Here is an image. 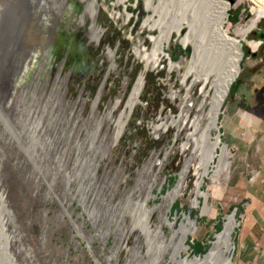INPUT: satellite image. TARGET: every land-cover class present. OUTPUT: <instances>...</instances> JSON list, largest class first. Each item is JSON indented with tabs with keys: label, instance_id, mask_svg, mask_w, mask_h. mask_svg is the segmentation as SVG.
Masks as SVG:
<instances>
[{
	"label": "rangeland",
	"instance_id": "obj_1",
	"mask_svg": "<svg viewBox=\"0 0 264 264\" xmlns=\"http://www.w3.org/2000/svg\"><path fill=\"white\" fill-rule=\"evenodd\" d=\"M92 1L110 11L90 9ZM118 1L0 0V9L9 5L23 11L13 44L16 64L22 68L19 81L11 96L7 89L0 90V187L10 213L9 258L14 264H173L168 224L177 229L189 214L197 222L194 237L187 240L189 258L206 253L224 217L234 212L239 223L232 234L235 250L251 193L259 183L261 162L254 135L264 116V19L258 16L264 0L230 4L225 32L232 37L245 24L248 31L239 38L240 73L218 121L229 169L216 181L211 173L201 185L191 151H182L187 131L179 132L173 124L193 81L191 76L183 81L191 60L179 45L185 29L183 36L172 33L164 41L163 61L145 74L138 101L120 139L113 142L115 124L144 69L133 51L137 40L149 51L159 35L141 29L147 18L155 17L147 0H127L125 11L122 5L113 10ZM152 5H157L155 0ZM111 12L121 17L113 21ZM69 25L84 32L94 49L83 76L72 68L62 71L65 62L50 68L44 54L49 27ZM191 96L196 104L202 101L199 85L191 88ZM255 113L260 123L251 122L258 120ZM17 131L25 137H18ZM29 135L34 138L33 158L26 153H31ZM184 171L183 192L172 202L168 193ZM198 192L203 197L194 209ZM204 205L210 211L202 217Z\"/></svg>",
	"mask_w": 264,
	"mask_h": 264
},
{
	"label": "bare ground",
	"instance_id": "obj_2",
	"mask_svg": "<svg viewBox=\"0 0 264 264\" xmlns=\"http://www.w3.org/2000/svg\"><path fill=\"white\" fill-rule=\"evenodd\" d=\"M126 1L119 0L112 5V9L114 10L116 6L122 5L125 11ZM155 1L157 5L153 6L152 2L154 0H147L155 17L147 18L141 29L154 30L159 35L151 41L152 48L149 51H144L143 48L145 46L140 40H137L138 42L133 51L143 62L144 69L133 87L124 112L115 124L113 142L117 143L120 139L123 128L129 119L128 117L138 101L145 74L150 70L156 69L163 61L165 52L164 41H168L172 33L179 34L185 29L187 32L180 35L183 36L185 34L180 42L183 46L192 45L193 51L189 57L191 59L190 66L183 77V81L185 82L190 76L193 77V81L187 87L185 104L181 109L178 120L173 124L178 128L179 132L185 129L187 131L186 143L182 146V151H191V161L196 162L193 167L199 185H201L204 177L209 176L211 173L216 181L225 170L229 169L226 165V162L229 161L228 149L221 143L220 136L217 134L219 131V115L229 89L240 73L243 51L239 38L248 31V28L245 24V26L235 29L232 37L225 32L224 25L226 24L230 4L221 0ZM89 7L90 9L94 7L96 10L103 8L110 11L109 6L104 3L97 4L95 1H92ZM132 7L134 8V6ZM167 8L169 9L167 10ZM170 16L171 19L168 20ZM258 16L264 19V9H259ZM120 17L118 14L110 13V18L113 21L118 20ZM128 17L126 15L127 19ZM103 85L98 91L96 101L101 96ZM196 85H199V95L202 98L199 104L193 102V97L191 96V88ZM1 89H7L9 92L5 78L1 79ZM6 102L9 103L7 100ZM193 111L194 114L192 115ZM17 132L18 137L23 138L26 135L23 131ZM155 132H159V128L155 129ZM29 138L31 140L28 142V150L31 152L34 147V138L30 135ZM26 153L30 158H33L32 152L28 153L26 151ZM185 178L186 174L184 171L175 187L168 193V199L172 202L183 192ZM201 197H203V194L198 192L196 199H193L192 207L194 209L198 208V199ZM136 206L141 211H145L143 204ZM209 211L210 208L204 205L200 216L205 217ZM9 218L10 213L6 206L4 193L0 187V254L2 258H5V264H14L13 260L9 258V242L11 240L7 232ZM238 225L235 212L225 216L221 231L215 234L214 239L209 243L206 253L189 258L187 255L190 248L187 245V240L195 235L196 220H193L190 214L185 215L184 220L177 229H174L173 224L169 223L168 226L171 228L172 237L168 246H171L173 251L172 263L232 264L231 254L234 250L232 234Z\"/></svg>",
	"mask_w": 264,
	"mask_h": 264
},
{
	"label": "crops",
	"instance_id": "obj_3",
	"mask_svg": "<svg viewBox=\"0 0 264 264\" xmlns=\"http://www.w3.org/2000/svg\"><path fill=\"white\" fill-rule=\"evenodd\" d=\"M261 86L262 83L257 86L258 90ZM254 116L255 120H258L253 119L251 122L260 123L259 114L255 113ZM261 119L262 125L258 132L255 125L252 128L257 132L254 139L261 162L257 170L259 183L253 188L241 228L236 235L232 264H264V116Z\"/></svg>",
	"mask_w": 264,
	"mask_h": 264
},
{
	"label": "flooded vegetation",
	"instance_id": "obj_4",
	"mask_svg": "<svg viewBox=\"0 0 264 264\" xmlns=\"http://www.w3.org/2000/svg\"><path fill=\"white\" fill-rule=\"evenodd\" d=\"M49 28L50 43L44 54L49 60L50 68H56L65 62L67 69L72 68L77 75L83 76V70L90 67L86 60L94 50L88 45L89 42L86 43L84 32L74 30L71 25L63 29L60 26H50Z\"/></svg>",
	"mask_w": 264,
	"mask_h": 264
},
{
	"label": "water",
	"instance_id": "obj_5",
	"mask_svg": "<svg viewBox=\"0 0 264 264\" xmlns=\"http://www.w3.org/2000/svg\"><path fill=\"white\" fill-rule=\"evenodd\" d=\"M232 0H229L231 4ZM22 9L19 7H9V5L0 9V86L1 79L5 78V83L9 89V96L13 95L22 68L16 64V57L14 55L13 44L17 43V37L19 33L18 17L22 13ZM177 34V37L182 35ZM179 45L184 49L186 56L190 57L193 51L192 47L188 45H182L179 41ZM67 70L66 63L63 65L62 71ZM71 76H73L71 74ZM11 100H9V103Z\"/></svg>",
	"mask_w": 264,
	"mask_h": 264
},
{
	"label": "trees",
	"instance_id": "obj_6",
	"mask_svg": "<svg viewBox=\"0 0 264 264\" xmlns=\"http://www.w3.org/2000/svg\"><path fill=\"white\" fill-rule=\"evenodd\" d=\"M151 84H154V80H153V82H151ZM139 111H140V110H137V111H135V112L133 113V117H132V120H131V123H132L133 125L136 123V121H137L138 118H139ZM197 249H198V250H197V253H201V252H202L200 248H197Z\"/></svg>",
	"mask_w": 264,
	"mask_h": 264
}]
</instances>
